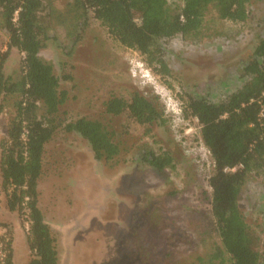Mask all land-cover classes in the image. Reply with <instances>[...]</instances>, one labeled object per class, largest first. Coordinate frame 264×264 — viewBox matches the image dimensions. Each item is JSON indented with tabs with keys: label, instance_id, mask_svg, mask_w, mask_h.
<instances>
[{
	"label": "rangeland",
	"instance_id": "obj_1",
	"mask_svg": "<svg viewBox=\"0 0 264 264\" xmlns=\"http://www.w3.org/2000/svg\"><path fill=\"white\" fill-rule=\"evenodd\" d=\"M49 1L54 14L49 16L51 29L41 56L54 64L62 87L69 91L63 107L69 117H99L112 92L129 98L134 89L158 95L168 117L151 130L127 115L114 117L115 127L129 132L128 151L119 164L98 160L89 142L77 133L60 132L47 145L40 206L59 237V264H199V257L221 245L209 183L214 160L198 118L186 115L184 106L190 94L218 102L243 85V65L264 36V0H253L249 19L241 23L224 20L211 8L204 38L191 40L179 34L164 39L168 75L149 66L139 51L122 45L92 15L84 36L74 41L60 16L72 0ZM170 3L176 7L182 0ZM8 40L0 20V55ZM23 58L24 53L13 48L5 73L19 75ZM11 110L10 106L0 112V140ZM145 149L170 151L175 166L155 171L142 160ZM240 206L259 235L264 262L263 173L248 176ZM145 212L147 220L150 214L162 220L154 235L140 243L132 230L147 227ZM0 221L13 230L14 264H27L29 223L8 210L1 176ZM3 233L1 227L0 236Z\"/></svg>",
	"mask_w": 264,
	"mask_h": 264
},
{
	"label": "trees",
	"instance_id": "obj_2",
	"mask_svg": "<svg viewBox=\"0 0 264 264\" xmlns=\"http://www.w3.org/2000/svg\"><path fill=\"white\" fill-rule=\"evenodd\" d=\"M252 1L182 0V5L173 7L170 0H72L60 16L68 35L77 41L92 15L122 45L139 51L149 66L168 75L164 39L179 34L191 40L204 38L205 17L211 8L224 20L245 22ZM51 5L49 0H0V20L9 34L8 48L0 55V112L12 107L0 140L1 187L8 210L29 223L26 239L31 258L27 264L60 262L59 237L40 206L47 145L60 132L77 133L89 142L98 160L119 164L128 151L125 134L129 132L125 127L119 131L114 117L127 115L147 130L168 120L160 97L139 89L129 98L112 92L99 117H69L63 111L69 91L62 87L54 64L41 56L49 39V16L54 14ZM13 48L24 53L16 77L4 70ZM242 69L246 81L224 99L214 102L190 94L184 106L186 115L198 118L202 139L214 160L209 183L221 245L199 257V264H264L259 235L240 206L248 176L264 174V36ZM142 160L158 172L173 168L176 162L168 150L145 149ZM147 214V227L132 230L140 243L154 235L162 220L152 214L147 220ZM1 227L5 233L0 236V264H14L13 230L7 222L0 221Z\"/></svg>",
	"mask_w": 264,
	"mask_h": 264
}]
</instances>
